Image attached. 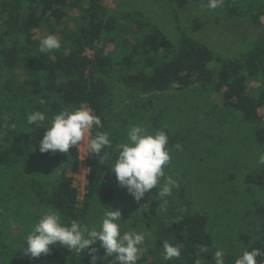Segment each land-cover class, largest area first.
Returning <instances> with one entry per match:
<instances>
[{"label": "trees", "instance_id": "trees-1", "mask_svg": "<svg viewBox=\"0 0 264 264\" xmlns=\"http://www.w3.org/2000/svg\"><path fill=\"white\" fill-rule=\"evenodd\" d=\"M167 1L181 6L190 1L208 3ZM219 8L234 18L264 24V0H224ZM186 33L181 28L175 43L143 11L113 14L105 0H1L0 190L16 185L14 180L29 174L26 184L17 187L31 188V196L58 211L66 225L72 220L85 222L95 202L116 197L120 185L108 167L118 158L116 145L127 140L126 132L110 131L109 126L114 99L108 75L117 71L122 72L128 94L136 98L174 86L184 89L198 85L205 91L217 92L227 110H236L253 126L256 142L264 146V35L253 42L242 59H234ZM48 34H55L61 47L42 53L40 39ZM83 105L90 107L102 122L100 128L93 126L90 139L98 132H107L112 147L99 155L89 152L87 192L80 201L74 185L78 147L67 153H41L39 139L45 128L28 125L26 116L41 111L47 124L62 109ZM158 130L167 133L168 147L175 144L176 137L168 127L160 125ZM48 163H62L51 186L48 180L42 181L44 173L38 171ZM159 189L160 182L138 201L132 215L134 225L156 234L154 259L139 264H159L157 258L162 257L165 241L182 245L181 256L167 264H195L197 259L211 257L214 239L207 217L186 208L169 210L160 217ZM2 202L0 194V206ZM258 213L264 217V203ZM11 245L3 242L0 254L8 264H25ZM200 246H206L208 251L199 253ZM254 248L264 253V242L256 239L247 250ZM31 263L92 264L83 254L76 257L74 251L60 246L31 258ZM257 264H264V255L257 257Z\"/></svg>", "mask_w": 264, "mask_h": 264}, {"label": "rangeland", "instance_id": "rangeland-1", "mask_svg": "<svg viewBox=\"0 0 264 264\" xmlns=\"http://www.w3.org/2000/svg\"><path fill=\"white\" fill-rule=\"evenodd\" d=\"M105 4L113 14L141 10L173 42H178L182 28L187 35L234 59H242L253 42L264 35V24H256L250 18H234L224 9H209L202 2L190 1L181 6L167 0H105ZM262 19L264 23V17ZM108 80L114 99L110 131L119 130L128 135L129 129L138 125L154 133L160 125H164L176 137L174 145H182V150H177L174 145L169 147L171 162L165 168V176H172L179 187L173 189L170 197L164 198L166 204L159 198L161 202L157 213L163 217L169 210L186 208L207 217L214 243L210 248L211 257H202L201 264H215L217 249H223L225 264H235L236 258L254 240L264 242V217L258 213L259 206L264 203V164L258 163L264 146L256 142L253 126L244 121L236 110H227L217 92L205 91L198 85L184 89L174 86L167 91L136 98L125 89L122 72L111 73ZM90 134L86 140L90 139ZM78 151L79 164L74 174V185L82 201L87 192L90 149L85 143L78 146ZM61 164L42 165L38 170L44 173L42 181L48 180L51 186ZM29 176L24 174L14 182L25 185ZM164 182L165 178H161L160 188ZM17 184L0 190L3 197L0 246L5 241L10 242L21 263L32 264L31 258L22 255L23 248L18 247L23 243V247H27L25 239L32 225L42 212L54 208L41 204L31 196L34 194L31 188L17 187ZM138 205L139 202L125 188L118 187L114 199L98 200L92 205L82 224L98 227L105 211L119 209L123 231L148 234L137 264L154 259L152 250L156 234L132 222ZM62 220L66 224L63 217ZM91 247L97 251L90 254L85 250L75 253V256L83 254L93 264L92 256L95 255V264H112L113 257L103 258L104 250L98 243ZM157 261L167 264L162 257ZM0 264H8L1 254Z\"/></svg>", "mask_w": 264, "mask_h": 264}, {"label": "clouds", "instance_id": "clouds-1", "mask_svg": "<svg viewBox=\"0 0 264 264\" xmlns=\"http://www.w3.org/2000/svg\"><path fill=\"white\" fill-rule=\"evenodd\" d=\"M224 0H208L207 7L215 9L222 7ZM61 42L55 34H48L40 39L39 50L49 53L60 49ZM41 111H32L26 116L28 125L44 127L42 138L39 139V151L67 153L70 148H77L86 143L94 155H99L106 147H112L110 134L98 132L94 138L86 140L93 126L100 128L102 122L99 116L93 113L90 107L80 106L74 109H62L48 120ZM169 137L163 130L149 133L143 126L133 125L127 135L126 142L116 145V158L111 167L120 187L136 200L144 199L146 193L156 188L161 178H165L163 186L159 189V198L164 200L170 197L174 188L179 187L177 180L172 176H165V168L170 164ZM177 150H182V145H174ZM258 163L264 164V153L258 158ZM163 207V205H162ZM111 209V208H108ZM15 227V224H13ZM145 232L123 231L121 211L119 209L105 211L98 227H89L72 220L70 225L64 224L60 213L52 208L42 212L40 218L34 223L25 241L18 249L23 248L22 255L29 258H38L48 254L53 247H63L70 252L81 253L88 250L95 253L99 244L104 250V257H113L112 264H137L141 257V246L145 244ZM24 241V242H25ZM164 252L162 259L170 261L181 256L182 245L163 243ZM206 246L199 247V253L207 252ZM264 255L258 248L251 251L245 249L235 260V264H257V257ZM97 257L92 256L93 264ZM215 264H225L223 249L214 253ZM195 264H201L197 259Z\"/></svg>", "mask_w": 264, "mask_h": 264}]
</instances>
